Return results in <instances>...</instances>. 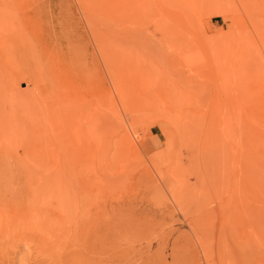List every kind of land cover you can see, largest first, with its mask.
Listing matches in <instances>:
<instances>
[{
    "label": "rangeland",
    "instance_id": "obj_1",
    "mask_svg": "<svg viewBox=\"0 0 264 264\" xmlns=\"http://www.w3.org/2000/svg\"><path fill=\"white\" fill-rule=\"evenodd\" d=\"M1 203L0 264H264V0H0Z\"/></svg>",
    "mask_w": 264,
    "mask_h": 264
},
{
    "label": "bare ground",
    "instance_id": "obj_2",
    "mask_svg": "<svg viewBox=\"0 0 264 264\" xmlns=\"http://www.w3.org/2000/svg\"><path fill=\"white\" fill-rule=\"evenodd\" d=\"M44 155V154H43ZM15 188V187H14ZM15 192L13 193L12 192V190H11V195L13 194L14 196H20V194H17L16 193V191L17 190H15V189H13ZM25 195V194H24ZM19 198V197H18ZM15 200V199H14ZM17 202H18V199L16 200ZM4 202V201H3ZM20 203H22V202H20ZM20 203L19 204H13L12 203V205H11V207L9 206V208H11V210H12V208H14V207H16V206H18V205H20ZM5 204V203H4ZM4 204L2 205V203L0 204V224H1V222L2 221H7V220H15V221H17V220H20V219H23L24 217L23 216H21V215H19V214H17V211H11V212H13V213H11L12 215H10V210L9 211H5L4 209H6V210H8L9 208L8 207H6L7 206V204H5L6 206H4ZM17 209V208H16ZM41 214V213H40ZM51 221V220H50ZM49 221V222H50ZM50 225V224H49ZM109 258V257H108ZM12 260L11 259H7V261H2L1 262V264H12L13 263V261L11 262ZM19 262V264H29L28 263V260H26V259H21V260H18Z\"/></svg>",
    "mask_w": 264,
    "mask_h": 264
}]
</instances>
